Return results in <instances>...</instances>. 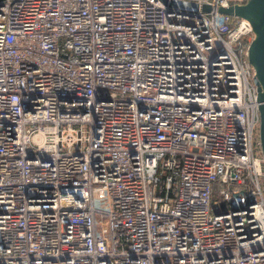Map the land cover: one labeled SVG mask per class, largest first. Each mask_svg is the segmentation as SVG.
I'll list each match as a JSON object with an SVG mask.
<instances>
[{"label": "built area", "instance_id": "built-area-1", "mask_svg": "<svg viewBox=\"0 0 264 264\" xmlns=\"http://www.w3.org/2000/svg\"><path fill=\"white\" fill-rule=\"evenodd\" d=\"M181 1H0V264H264L248 0Z\"/></svg>", "mask_w": 264, "mask_h": 264}, {"label": "water", "instance_id": "water-1", "mask_svg": "<svg viewBox=\"0 0 264 264\" xmlns=\"http://www.w3.org/2000/svg\"><path fill=\"white\" fill-rule=\"evenodd\" d=\"M1 1V0H0ZM168 11L173 9L198 11L199 7L194 2L181 0H160ZM203 11L210 12L211 7L205 5ZM219 12L232 16L247 19L251 22L255 33V38L249 48V62L255 70L253 78L258 90L260 126L259 138L264 156V0H248L243 5H233L228 8H220ZM234 203L238 207L239 195Z\"/></svg>", "mask_w": 264, "mask_h": 264}]
</instances>
